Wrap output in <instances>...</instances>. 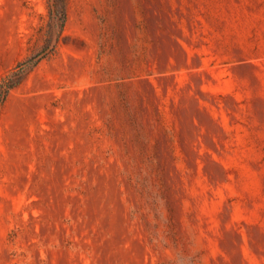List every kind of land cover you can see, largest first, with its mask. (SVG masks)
I'll list each match as a JSON object with an SVG mask.
<instances>
[{
	"label": "rangeland",
	"instance_id": "374dc122",
	"mask_svg": "<svg viewBox=\"0 0 264 264\" xmlns=\"http://www.w3.org/2000/svg\"><path fill=\"white\" fill-rule=\"evenodd\" d=\"M0 0V80L56 42ZM0 105V264H264V0H66Z\"/></svg>",
	"mask_w": 264,
	"mask_h": 264
},
{
	"label": "trees",
	"instance_id": "16d2710c",
	"mask_svg": "<svg viewBox=\"0 0 264 264\" xmlns=\"http://www.w3.org/2000/svg\"><path fill=\"white\" fill-rule=\"evenodd\" d=\"M49 15L51 22L54 25L59 26L58 34L56 37V42L52 43V34L46 33L44 44L41 49L27 57L24 60L19 61L6 75H4L0 80V105L3 103L7 97L9 91L17 86L24 76L32 70L38 62L43 59L48 54L55 50L56 44L59 40V36L63 30V26L67 17V3L66 0H50L49 1Z\"/></svg>",
	"mask_w": 264,
	"mask_h": 264
}]
</instances>
